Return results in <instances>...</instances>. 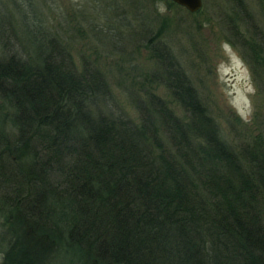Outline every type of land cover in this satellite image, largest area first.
Listing matches in <instances>:
<instances>
[{"label":"trees","instance_id":"1","mask_svg":"<svg viewBox=\"0 0 264 264\" xmlns=\"http://www.w3.org/2000/svg\"><path fill=\"white\" fill-rule=\"evenodd\" d=\"M104 1L107 22L60 27L45 0H0V264H264L263 140L227 143L161 42L166 23L147 29L154 0ZM127 41L152 60L132 66L136 123L98 65ZM234 41L258 84L264 39Z\"/></svg>","mask_w":264,"mask_h":264},{"label":"rangeland","instance_id":"2","mask_svg":"<svg viewBox=\"0 0 264 264\" xmlns=\"http://www.w3.org/2000/svg\"><path fill=\"white\" fill-rule=\"evenodd\" d=\"M45 4L49 10L47 13L54 17L52 26L62 27L65 22L72 26L83 19L94 21L97 16L100 19L96 23L108 21L103 14L107 7L104 0H45ZM118 5L127 10L121 1ZM160 5L164 6V11L160 10ZM152 7L154 9L150 16L154 20H151L150 26L147 25V29L153 32L161 20L166 23L161 42L190 80L227 143L238 149L247 140L261 138L264 145V78L257 84V77L252 76L247 47L240 46V42H236L235 47L230 44L234 37L242 39L243 43L248 40L260 43L264 39V0H201L200 9L194 13L168 0H154ZM72 17H77L75 22ZM122 18L130 19L132 25L136 22L129 11ZM117 30L123 31L120 28ZM123 37L127 38V35ZM128 44L131 43H125L127 53L130 52L128 57L115 50L101 51L98 65L114 101L119 104L117 108L136 123L137 114L131 102L128 103L127 93L142 97V85L140 76L132 71V66H136L134 69L142 74L152 69V60L143 50L135 51ZM88 53L93 56L90 50ZM153 87L154 94L165 97L162 87ZM173 110L176 115H181L177 108ZM113 111L117 112V109ZM234 116L239 118L240 123L231 127L228 123ZM248 119L250 124L246 123Z\"/></svg>","mask_w":264,"mask_h":264},{"label":"water","instance_id":"3","mask_svg":"<svg viewBox=\"0 0 264 264\" xmlns=\"http://www.w3.org/2000/svg\"><path fill=\"white\" fill-rule=\"evenodd\" d=\"M162 1V0H160ZM177 6L185 9L189 13L198 11L201 7V0H168Z\"/></svg>","mask_w":264,"mask_h":264},{"label":"clouds","instance_id":"4","mask_svg":"<svg viewBox=\"0 0 264 264\" xmlns=\"http://www.w3.org/2000/svg\"><path fill=\"white\" fill-rule=\"evenodd\" d=\"M159 8H160L161 11H164V6L163 5H160Z\"/></svg>","mask_w":264,"mask_h":264}]
</instances>
